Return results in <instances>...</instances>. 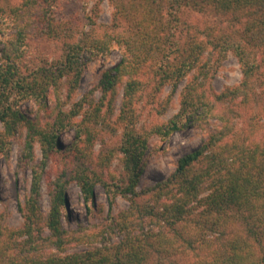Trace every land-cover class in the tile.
Instances as JSON below:
<instances>
[{
  "label": "trees",
  "instance_id": "1",
  "mask_svg": "<svg viewBox=\"0 0 264 264\" xmlns=\"http://www.w3.org/2000/svg\"><path fill=\"white\" fill-rule=\"evenodd\" d=\"M141 1L144 12L141 11V19L134 22L136 28L145 34L121 38L127 47V55L114 69L104 73L98 86L103 93L101 104L93 108L90 118L84 112L83 119L74 124L77 138L66 153L73 158L79 170L68 180L64 179L67 175L64 171L51 183V207L46 217L41 212L40 201L47 161L54 152H59L58 133L72 125L74 117L82 114L86 100L76 104L77 110L75 108L69 114L56 109L54 121L43 124L40 116L33 118L12 106L9 97L12 91L21 89L45 105L46 92L52 88L60 102L61 80L67 78L68 97L71 98L90 60L98 52L109 49L114 38L105 35L96 42L81 38L67 43L55 71L50 70L48 75L42 74L41 78H34L31 82L18 75L14 63L0 68V125L3 128L0 130V153L21 126L28 133L25 145L27 158H33L37 142L44 153L40 170H34L30 196L24 207L19 206L24 226L18 230L2 227L0 232V264H169V259L182 250L201 251L203 255L196 264H264V139L257 142V135L263 129L261 118H255L248 109L244 117L245 129L236 131L231 118L234 112H218L217 106L211 103L212 98L206 95L212 70L220 65L222 55L233 50L242 65L243 80L216 99L237 102L246 109L260 102V113L264 114L261 95L259 98V94L264 96V92L258 91L264 89V0ZM56 2L58 0H25L24 14H19L18 8H11V11L20 18V27L31 21H40L38 28L49 27L55 37L72 41L75 38L73 34L67 35L55 17ZM36 5L40 6L39 14L35 12ZM136 5L139 6L135 2L132 7ZM165 6L171 11L182 7L210 9L230 22H237L238 28L228 35L212 31L209 27L199 34L192 32L193 35L187 37L182 46L176 40L177 46L169 51L168 48H154L156 35L161 27L167 25L162 13ZM155 9L158 11L153 13ZM4 10L0 8V13ZM151 26L153 29L149 32ZM155 55L160 59L153 67L160 68L157 69L161 71V77L167 76L173 93L183 79L193 74V79L182 90L179 113L166 126L155 129V134L168 138L180 129L198 123L209 124L208 120L213 117L220 121V125L199 148L178 161L175 172L166 181L143 192L137 188L144 170L149 139L133 128L126 129L121 146L125 184L115 186L116 190L105 184L111 206L117 194L129 197L131 201L127 210L111 220V226L122 238L109 246L96 245L83 252L62 254L71 241L62 225L70 181L80 185L86 202H94V187L97 181H101L88 173V166L85 167L92 162L96 139L91 126L94 128L95 122L100 120L102 107L107 108V113L112 112L120 84L126 85L119 119L126 126H131L129 115L134 112L141 89V72ZM105 99L107 104L103 102ZM89 104L94 105L93 101ZM126 112L129 115L124 117ZM145 196L148 199L141 200ZM43 229H48V237L35 244L32 241L34 231L42 232ZM216 235L222 236L223 240ZM20 240L23 247L16 252L15 249L21 245ZM49 244L58 254H45L44 247Z\"/></svg>",
  "mask_w": 264,
  "mask_h": 264
},
{
  "label": "rangeland",
  "instance_id": "2",
  "mask_svg": "<svg viewBox=\"0 0 264 264\" xmlns=\"http://www.w3.org/2000/svg\"><path fill=\"white\" fill-rule=\"evenodd\" d=\"M135 2L139 6L136 5L134 8L132 4ZM141 2V0H58L55 3V5L58 3L55 17L59 26L62 25L65 29L66 34H73L75 37L70 41L67 38L55 37L49 27L38 28L41 26L40 21L35 23L31 21L25 27H20V18L11 11V8H18L19 14H24L25 0H0V8L5 9L0 13V68L14 63L18 75L26 79L25 81L31 82L34 78H41L42 74L48 75L50 70L55 71L56 63L62 57L67 43L81 38H85L87 42H96L105 35L114 38L109 49L98 52L90 60L84 69L79 87L71 98L68 97L67 78L61 80L60 102L52 88L46 92L44 103L47 108L41 100L28 96L21 89H15L9 97V103L12 106L33 118L40 116L43 124L54 121L53 114L56 109L59 108L64 114H69L75 108L77 110L76 104L86 100L82 114L74 117L72 125H67L58 133L57 150L59 152H54L47 161L43 173L40 201L41 212L45 217L51 207L49 194L51 183L64 171L67 172L64 179L68 180L69 176L79 170L73 158L67 155L77 138L74 124L80 122L85 114L90 118L93 108L101 104L103 93L98 86L104 73L114 69L127 55V47L122 44L121 38L130 34H145L136 28L134 22L136 20L137 23L141 19L140 14L144 12L142 9L144 5H140ZM35 7L37 8L35 12L39 14L40 6ZM162 8L167 25L161 27L156 35V42L152 45L154 48L158 46L162 49L168 48L167 51H169L177 46L176 40L182 46L187 37L193 35L192 32L199 34L209 27L212 31L217 30L228 35L238 28L237 22H230L226 17L219 16L210 9L182 7L178 11H171L167 6ZM154 11L158 10H153V13ZM152 29L153 26L150 27L149 32ZM170 57L173 58L174 55ZM159 59L155 55L152 60H148L145 64L146 68H143L141 72L142 85L134 104V112L130 115L127 114L128 112L124 114V117L129 115L132 120L131 126H126L119 119L122 115L126 84L118 85L112 112L107 113V108L102 107L100 120L95 122L94 128L91 126L96 132V139L92 149V162L87 163L85 167L88 166V173L96 175L97 180L101 181H97L94 187V202H86L80 185L76 181H70L66 192L67 206L64 208L62 225L71 241L62 254L83 252L96 245L109 246L122 238L114 226H111V220L127 210L131 201L129 197L117 194L111 206L105 184L110 185L113 190H116L115 186L125 184L121 146L126 129L133 128L138 134L147 135L149 139L143 161L144 170L137 188L139 192H143L166 181L175 172L178 161L199 148L215 127L220 125V121L213 117L208 120L209 124L198 123L190 128L180 129L168 138L155 134V129L166 126L179 113L182 90L193 79V74H190L181 81L179 88L173 93L167 76L161 77V71L157 69L159 67H153ZM220 60V65L215 67L209 76L206 95L212 98L211 103L217 106L218 112L227 114L234 112L231 118L236 131L241 132L245 129L244 117L248 109L253 112L255 118H261L260 125L263 129L257 135V142H261L264 139V114L260 113L262 110L259 106L260 102L246 109L244 105L237 102L229 103L216 99L226 90L239 85L244 77L242 65L233 50L227 51ZM258 91L263 93L264 89H258ZM260 95L264 105V96L259 94V98ZM88 101H93L94 105L91 106ZM107 101L105 99L103 102L107 104ZM124 121L130 123L129 120ZM0 130L3 131L1 125ZM27 135V129L24 126L17 128L15 135L8 140V145L0 153V232L2 227L18 230L24 226L25 220L19 211V206L24 207L27 197L30 196L34 170H40L44 160L43 149L38 142L34 147L33 158H27L25 151ZM145 198L148 199L145 196L141 200H146ZM137 201L140 202L139 199ZM48 235V229H43L42 232L34 231L32 241L37 244ZM216 236L222 238V236ZM22 247V244L19 245L15 251L19 252ZM44 252L58 254V251L50 244L45 245ZM202 255L201 251L196 253L192 250H182L174 254L169 259L171 262L169 263L168 260L167 263L196 264L201 260Z\"/></svg>",
  "mask_w": 264,
  "mask_h": 264
}]
</instances>
